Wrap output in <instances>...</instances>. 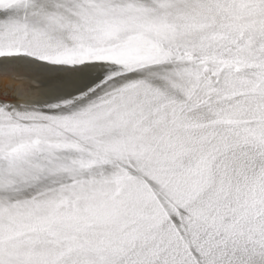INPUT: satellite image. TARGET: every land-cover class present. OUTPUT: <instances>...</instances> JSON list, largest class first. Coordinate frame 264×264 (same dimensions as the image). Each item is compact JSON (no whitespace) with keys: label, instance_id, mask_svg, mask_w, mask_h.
Listing matches in <instances>:
<instances>
[{"label":"bare ground","instance_id":"obj_1","mask_svg":"<svg viewBox=\"0 0 264 264\" xmlns=\"http://www.w3.org/2000/svg\"><path fill=\"white\" fill-rule=\"evenodd\" d=\"M253 1L237 16L211 0L136 15L125 0H0V227L37 231L29 258L0 264H264V175L241 168L263 140L264 48L239 53L244 27H227L262 17ZM206 222L210 248L193 242ZM82 228L91 244L67 235Z\"/></svg>","mask_w":264,"mask_h":264},{"label":"rangeland","instance_id":"obj_2","mask_svg":"<svg viewBox=\"0 0 264 264\" xmlns=\"http://www.w3.org/2000/svg\"><path fill=\"white\" fill-rule=\"evenodd\" d=\"M211 2L212 3H210L209 7L220 8L221 6H229V7H231L230 12H232V14L237 15V16L242 15V14L246 13L247 11L253 10L256 6L255 1H253V0H251V1L250 0L239 1V2H236L235 0H211ZM148 4H149V0H125V6H124L123 10H127L129 13H132L131 15H136V14H139V13L145 11ZM237 26L244 27V29L241 31V33H242V35L247 36V39L243 42H240V45L237 47L239 53L243 52L245 50H249V49H255V50L257 49L258 50V48H264V33H263L264 32V12L262 14V17L256 19L251 24L235 25L232 27L237 28ZM259 34H261V35H259ZM260 52H261L260 55H258V54H256V55L253 54V55H254V58H256V61L263 62L264 61V55L262 53H264V51H260ZM247 88H249L248 85H238V86L233 87L231 89H227L224 92L219 93L215 96L217 98V101L212 103L211 106L218 105L221 102L228 101V100H230L231 97H233L234 93H236L240 90L243 91ZM224 118H229V117L228 116H226V117L217 116L216 118L213 117L211 119V123H209V124H213L215 122H218L220 119H224ZM230 118H231V116H230ZM232 118L235 119V118H238V116H233ZM257 121H258V123H261V125H264V116H262V115L258 116ZM256 133L257 134L260 133V135L264 136V131L259 132V133L256 132ZM260 158H262V157L258 156V157H252L250 160H248L247 161V168L253 169V170L258 169L259 171H261L260 174L264 175V161H263V158L261 160H260ZM189 214H191V215H189V217L187 219H189L190 222L196 220L195 218L197 217V215H196L195 211L190 212ZM208 222H209V220H208ZM208 222H206V223H208ZM206 223L203 225H206ZM203 225L201 227H199L200 229L198 230V233L195 234L196 236L194 237L193 242H195V244H198L199 246H205L206 248L207 247L210 248L211 241L213 242V239H211V234L214 232L215 229L213 227L210 228L209 223L207 224V226H203ZM2 231H3V229H2V227H0V253L2 254V255H0L1 257L2 256H4V257L18 256L19 254L22 257H26V258L30 257V255H28V250L30 249L29 247L34 246L36 239L19 237V236H6L4 233H2ZM90 231L91 230L82 228L79 230L77 229L75 231L76 233L73 232L74 234L67 232V235L69 234L70 237L73 239H78L80 241L83 240V241H86V242L91 244V241L93 240V238H92L93 235H92V232H90ZM209 233H211V234H209ZM203 235H205V236L203 237ZM21 239H22V241H21ZM156 239L158 240V242H161V240H162V238L160 236H158ZM33 241H34V243H32ZM217 243H218V241L215 242V244H217ZM235 251L237 253H241V254H243V252H244L245 255H246V253L247 254L249 253V252H247V249H246L245 245L243 246V244L241 246L239 245V246L235 247ZM1 257H0V261H2ZM253 257H255V256H253ZM139 258L140 257H138L136 259V261H142L143 257H142V259L141 258L139 259ZM51 259H52V256H49L47 258L45 257V260H46L45 264H58V263L52 262L54 260H51ZM263 261H264V256H262V258L260 259L261 263ZM176 262L177 261H175L173 264L178 263V262L177 263ZM109 263L116 264V263H118V261L113 259ZM250 263H254V261H251ZM168 264H171V263H168Z\"/></svg>","mask_w":264,"mask_h":264},{"label":"water","instance_id":"obj_3","mask_svg":"<svg viewBox=\"0 0 264 264\" xmlns=\"http://www.w3.org/2000/svg\"><path fill=\"white\" fill-rule=\"evenodd\" d=\"M258 19V18H257ZM253 21H255V20H249L247 23H239L238 25H247V24H251ZM220 25V24H219ZM218 24L216 25L217 26V28H218V26H219ZM227 27H232L231 25H228ZM220 28V27H219ZM246 40V38L244 39L243 38V40L241 41V42H243V41H245ZM258 113H260V112H258ZM258 116H261V113L260 114H258ZM233 117V116H232ZM253 129H255L254 131H257L258 133L259 132H263L264 131V125H259V127L258 126H256L255 125V127L253 128ZM240 132V131H239ZM238 132V133H239ZM245 135L246 136H248V134L247 133H245ZM245 136V137H246ZM244 138V137H243ZM262 141H257V142H255L254 144H252L253 143V140H248L246 143H245V146H247V149L245 150H243L244 152H245V154L247 155V161L248 160H250L252 157H262L263 158V161H264V152L263 151H259V150H261L260 148H263L264 149V136H262ZM262 158H260V160L262 159ZM244 161L243 163V165H242V167L241 168H244V169H247V161ZM220 165V164H219ZM222 167H223V165H222ZM229 167V166H228ZM23 224H21V225H18L17 226V228L15 227V229H21V230H19V231H16V232H7V234H6V236H19V237H25V238H28V237H26V236H28V234H30V235H32V234H34V233H36L37 231H34V230H32V229H29V230H26L27 228H24V229H22L24 226H22ZM39 230V229H38ZM41 230H43V229H41ZM7 230H3V232H6ZM11 231H13V230H11ZM76 231V230H75ZM30 237V236H29Z\"/></svg>","mask_w":264,"mask_h":264}]
</instances>
